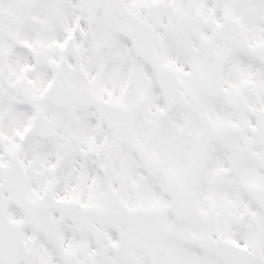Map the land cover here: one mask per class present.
I'll use <instances>...</instances> for the list:
<instances>
[{
    "label": "snow or ice",
    "instance_id": "6c2138e0",
    "mask_svg": "<svg viewBox=\"0 0 264 264\" xmlns=\"http://www.w3.org/2000/svg\"><path fill=\"white\" fill-rule=\"evenodd\" d=\"M0 264H264V0H0Z\"/></svg>",
    "mask_w": 264,
    "mask_h": 264
}]
</instances>
